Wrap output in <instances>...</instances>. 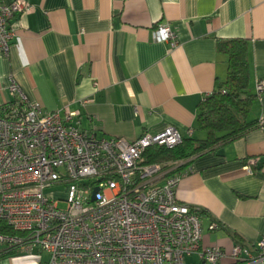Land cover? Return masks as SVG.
Masks as SVG:
<instances>
[{"label":"crops","instance_id":"obj_1","mask_svg":"<svg viewBox=\"0 0 264 264\" xmlns=\"http://www.w3.org/2000/svg\"><path fill=\"white\" fill-rule=\"evenodd\" d=\"M23 1L31 10L10 19L14 38L8 55L0 54V109L15 100L13 80L42 112L73 114L68 124L97 139L132 142L167 126L182 139L203 138L198 106L227 76L216 42L246 40L256 97L248 119L262 125L173 176L176 200L205 213L203 246L228 253L239 241L256 256L264 240V96L254 90L264 80V0ZM165 25L174 46L152 39ZM250 159L256 165L247 170ZM213 223L218 229L209 228ZM36 250L17 251L0 264H45L47 255ZM197 260L204 264L197 255L185 264Z\"/></svg>","mask_w":264,"mask_h":264},{"label":"built area","instance_id":"obj_2","mask_svg":"<svg viewBox=\"0 0 264 264\" xmlns=\"http://www.w3.org/2000/svg\"><path fill=\"white\" fill-rule=\"evenodd\" d=\"M30 10L23 0H0L3 56L14 38L10 19ZM152 39L175 45L169 25L158 26ZM254 90L264 96V80ZM9 93L15 100L0 109V221L20 236L0 234V246L37 249L45 264H185L191 255L204 264H264V240L256 256L238 244L228 253L203 246L199 209L175 198L179 178L142 164L146 149L182 142L176 128L143 132L132 142L97 139L68 124L73 114L42 112L13 80ZM255 165L250 159L247 170ZM57 186L65 187L64 197L47 192Z\"/></svg>","mask_w":264,"mask_h":264},{"label":"trees","instance_id":"obj_3","mask_svg":"<svg viewBox=\"0 0 264 264\" xmlns=\"http://www.w3.org/2000/svg\"><path fill=\"white\" fill-rule=\"evenodd\" d=\"M216 50L227 58V76L224 82L216 84L212 94L203 99L198 106L196 129L203 132L204 137L182 139V142L172 149L159 146L150 147L142 155L143 165H160L164 170L165 165L176 164L175 169L166 175L173 176L175 173L185 171V168L196 157L240 139L262 125L260 122L248 119L251 104L256 97L249 91L246 40H218ZM198 211L199 218L205 214L200 209ZM0 234L20 236L1 221ZM235 243L248 249L239 241ZM16 252L15 248L6 247L0 251V258L16 254ZM229 263L242 264L232 261Z\"/></svg>","mask_w":264,"mask_h":264},{"label":"rangeland","instance_id":"obj_4","mask_svg":"<svg viewBox=\"0 0 264 264\" xmlns=\"http://www.w3.org/2000/svg\"><path fill=\"white\" fill-rule=\"evenodd\" d=\"M165 166L166 167L163 170V172H170L171 170L175 169L176 164H172V165L168 164V165H165ZM64 190H65V187H63V186H57V187H54L53 189H50L47 192H49V193H55V195H56V193H60V194L56 195L55 197H64L65 196ZM59 206H60V208H65V204L64 203H61L60 202L59 203ZM36 251H38V250H36ZM197 262L199 264H201V262L199 260H197Z\"/></svg>","mask_w":264,"mask_h":264},{"label":"water","instance_id":"obj_5","mask_svg":"<svg viewBox=\"0 0 264 264\" xmlns=\"http://www.w3.org/2000/svg\"><path fill=\"white\" fill-rule=\"evenodd\" d=\"M97 192V189H94L93 194H95ZM94 198V196L92 197V199Z\"/></svg>","mask_w":264,"mask_h":264}]
</instances>
